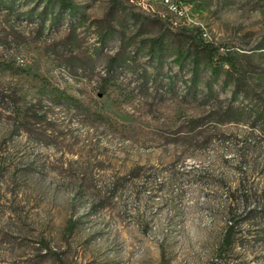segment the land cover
Instances as JSON below:
<instances>
[{"label": "rangeland", "instance_id": "obj_1", "mask_svg": "<svg viewBox=\"0 0 264 264\" xmlns=\"http://www.w3.org/2000/svg\"><path fill=\"white\" fill-rule=\"evenodd\" d=\"M165 1L120 0L103 45L113 0H0V264H264V122L214 113L255 98L211 95L207 66L190 91L175 35L201 27L264 98V0Z\"/></svg>", "mask_w": 264, "mask_h": 264}, {"label": "trees", "instance_id": "obj_2", "mask_svg": "<svg viewBox=\"0 0 264 264\" xmlns=\"http://www.w3.org/2000/svg\"><path fill=\"white\" fill-rule=\"evenodd\" d=\"M59 4L61 12L67 9H73L74 5L72 0H52ZM120 0H113L114 5L111 7L110 11L106 14V17L98 20L99 27L101 29L100 38L102 44L106 45L109 40L114 36L115 27L111 24L110 16L116 13L117 8L116 4ZM41 13L42 15L46 14L47 8ZM153 20H158L154 18ZM166 27V26H165ZM167 29V27H166ZM170 29V28H169ZM176 53L177 60L182 62L183 60H190L193 65V74L191 82L189 85L190 91L197 93V90L200 85L201 76L200 69L204 66H207L210 70L209 80L205 83L208 89V92L211 95H216L215 84L222 81V83L228 87H231V94L234 98L239 97H254L255 106L248 110L247 107L233 106L229 105L224 110L220 112H214L219 115L220 119L223 122L241 120L245 114H250L251 117L255 118L256 121L264 122V98L257 92V89L251 84L247 74H243L242 70L237 68L238 58L230 49L225 53L221 52V44H217L211 41H207L203 37V30L201 27H188L181 26L176 31ZM168 34L167 30L164 31L155 37L146 38L143 42L149 46L152 51H163L168 45ZM258 49L264 48V38L260 40L256 46ZM125 47L122 46L121 50L110 56L107 61V66L109 69L114 67L121 66L127 60L126 53L124 52ZM225 66L228 68L225 70V73L222 74V71ZM235 70V72H233ZM111 81V77L107 74L102 78V83L100 89L102 92L107 91V86ZM204 118H193L190 120L189 124L192 129L197 128ZM234 229V225H231L224 236L222 246L219 249V255L228 249L231 245V235ZM162 264H166V260H162Z\"/></svg>", "mask_w": 264, "mask_h": 264}, {"label": "built area", "instance_id": "obj_3", "mask_svg": "<svg viewBox=\"0 0 264 264\" xmlns=\"http://www.w3.org/2000/svg\"><path fill=\"white\" fill-rule=\"evenodd\" d=\"M161 1H163V2H165V3H169V4L171 3V2H167V1H165V0H161Z\"/></svg>", "mask_w": 264, "mask_h": 264}]
</instances>
